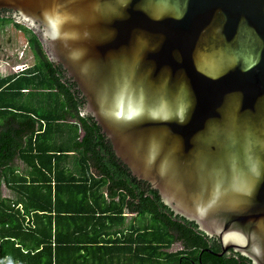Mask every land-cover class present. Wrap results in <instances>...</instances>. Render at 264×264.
Here are the masks:
<instances>
[{"label":"water","instance_id":"water-1","mask_svg":"<svg viewBox=\"0 0 264 264\" xmlns=\"http://www.w3.org/2000/svg\"><path fill=\"white\" fill-rule=\"evenodd\" d=\"M41 30L115 155L264 264V0H0ZM35 30V31H36ZM37 32V31H36Z\"/></svg>","mask_w":264,"mask_h":264},{"label":"trees","instance_id":"trees-1","mask_svg":"<svg viewBox=\"0 0 264 264\" xmlns=\"http://www.w3.org/2000/svg\"><path fill=\"white\" fill-rule=\"evenodd\" d=\"M15 26L36 61L0 75V186L13 194L0 193V264H253L204 250L222 249L131 173L38 33Z\"/></svg>","mask_w":264,"mask_h":264},{"label":"rangeland","instance_id":"rangeland-1","mask_svg":"<svg viewBox=\"0 0 264 264\" xmlns=\"http://www.w3.org/2000/svg\"><path fill=\"white\" fill-rule=\"evenodd\" d=\"M35 59L24 32L15 26L14 21L0 25V75L10 74L18 70V67L25 68V65L33 64ZM15 163L21 168L23 167L20 160H16ZM0 193L2 196H13L12 192L4 184L0 186ZM128 215V218H131L132 213H128ZM181 247V243L175 242L172 250Z\"/></svg>","mask_w":264,"mask_h":264},{"label":"flooded vegetation","instance_id":"flooded-vegetation-1","mask_svg":"<svg viewBox=\"0 0 264 264\" xmlns=\"http://www.w3.org/2000/svg\"><path fill=\"white\" fill-rule=\"evenodd\" d=\"M0 16L1 17H5V16H7V17H9V18H12V20L14 21V22H18V23H22L23 24V22L20 20L21 18H20V16L15 12V11H13L12 9H9V8H0ZM23 25H25V24H23ZM27 26V25H26ZM30 28V27H29ZM34 30V29H33ZM36 30V29H35ZM22 31V30H21ZM37 31V33H38V35H39V37H40V39H41V41H42V32H41V30H36ZM42 43H43V41H42ZM43 46H44V43H43ZM35 61H36V59H35ZM34 61V62H35ZM34 62H33V64H34ZM33 64H31V65H33ZM57 64H60V65H62L61 63H58L57 62ZM28 66H30V65H28ZM63 67V66H62ZM68 75V74H67ZM70 77V76H69ZM71 78V77H70ZM77 84V83H76ZM83 96V95H82ZM106 137V136H105ZM107 138V137H106ZM107 140H109L108 138H107ZM110 141V140H109ZM111 143V142H110ZM148 183V182H147ZM149 184V183H148ZM151 186V185H150ZM176 215V214H175ZM180 216V215H179ZM183 217V216H182ZM187 219V218H186ZM198 229L199 230H201L200 228H199V226H198ZM202 231V230H201ZM204 232V231H203ZM205 233V232H204ZM207 236H208V238L210 239V241H211V243L213 242V241H215L216 243H218L219 245H220V247H221V249H222V242H221V239L219 238V237H217V236H211V235H209V234H207V233H205ZM177 242H179V241H177ZM180 243V242H179ZM182 248V247H181ZM179 249V248H178ZM171 250H172V248H171ZM177 250V249H176ZM204 250H206V248L204 249ZM222 251V250H221ZM224 253H228L229 255H235V254H237L238 252H236L235 250H233V249H229V250H227V251H225Z\"/></svg>","mask_w":264,"mask_h":264},{"label":"built area","instance_id":"built-area-1","mask_svg":"<svg viewBox=\"0 0 264 264\" xmlns=\"http://www.w3.org/2000/svg\"><path fill=\"white\" fill-rule=\"evenodd\" d=\"M24 67H26V65L24 66ZM19 69H23V68H20V67H18Z\"/></svg>","mask_w":264,"mask_h":264},{"label":"crops","instance_id":"crops-1","mask_svg":"<svg viewBox=\"0 0 264 264\" xmlns=\"http://www.w3.org/2000/svg\"><path fill=\"white\" fill-rule=\"evenodd\" d=\"M133 216H134V214L131 215V217H133Z\"/></svg>","mask_w":264,"mask_h":264}]
</instances>
